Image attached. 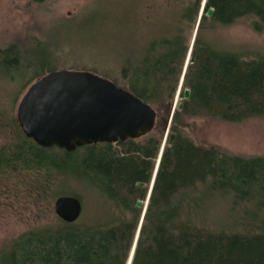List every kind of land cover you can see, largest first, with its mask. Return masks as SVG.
<instances>
[{"label":"trees","instance_id":"16d2710c","mask_svg":"<svg viewBox=\"0 0 264 264\" xmlns=\"http://www.w3.org/2000/svg\"><path fill=\"white\" fill-rule=\"evenodd\" d=\"M201 2L173 0L161 5L158 35L140 51L119 53L123 88L157 111L169 110L178 91ZM211 7L214 13L207 18ZM246 17L253 19L255 31H264V0H207L193 44L194 59L184 74L182 97L187 88L191 96L172 119L132 264H264V216L253 217L260 232L242 234L210 230L201 215L207 200L225 191L247 196L256 189L264 209V159H243L198 146L180 130L184 116L228 122L264 117V54L245 60L205 34ZM159 145L151 139L143 146L134 140L85 146L81 161L79 149L71 153L59 149L61 157L28 139L11 152L1 149L0 170L16 164L44 173L45 182L36 187L41 194L51 187L52 171L81 168L84 180L91 179L92 187L105 195V207L110 202L117 214L32 231L1 253L0 264H126L141 222L136 184L147 179ZM72 196L83 203L81 195Z\"/></svg>","mask_w":264,"mask_h":264},{"label":"rangeland","instance_id":"374dc122","mask_svg":"<svg viewBox=\"0 0 264 264\" xmlns=\"http://www.w3.org/2000/svg\"><path fill=\"white\" fill-rule=\"evenodd\" d=\"M169 1L173 0H46L41 3L0 0V150L11 152L23 140L27 141L22 139L24 134L16 123L17 109L27 89L47 73L54 70L90 71L123 88L119 53L123 56L134 50L140 51L158 35L161 5L164 7ZM252 24L253 19L246 17L234 25L218 26L206 32V38L225 50L238 52L245 60L255 59L264 54V31H255ZM197 27L198 21L185 66L193 62L190 54ZM9 48H12L10 53L2 55ZM182 79L181 83L184 82ZM181 83L170 109L156 110L159 117L154 130L134 140L140 146L151 139L160 142L156 157L150 160L152 173L144 204L139 209L141 216L148 208V197L168 145L172 119L175 112L181 110L177 108V103L184 100ZM182 123L181 133L198 146L214 147L224 154L243 159H264V117L228 122L204 115L184 116ZM114 148L120 151L118 146ZM49 149L61 157L64 155L57 148ZM78 149L81 161L86 149ZM61 171V174L51 172V187L41 194L36 187L45 182L43 172L25 165L20 169L16 164L0 170V255L25 234L44 227L61 226L64 221L54 210L59 196L81 195L83 214L80 220L91 222L96 216L116 213L110 202L105 207V195L92 187L91 179L84 180L81 168L64 167ZM256 192L252 189L245 196L243 192L225 191L207 200L201 210V215L207 218L206 226L216 232H260L253 217L264 216L259 203L263 198L260 199ZM201 215L198 216L203 218ZM138 232L139 228L134 242Z\"/></svg>","mask_w":264,"mask_h":264},{"label":"water","instance_id":"95a60500","mask_svg":"<svg viewBox=\"0 0 264 264\" xmlns=\"http://www.w3.org/2000/svg\"><path fill=\"white\" fill-rule=\"evenodd\" d=\"M206 3L204 0L198 23ZM213 13L211 7L206 16L211 17ZM193 59L192 53L190 60ZM186 68L187 65L184 72ZM190 96L191 90L186 89L183 98L188 100ZM177 104L182 109V103ZM174 110L175 107L171 109L172 116ZM157 119L158 113L150 104L90 71L47 73L27 89L17 109L20 129L27 138L41 148L57 147L69 153L95 144L140 139L154 130ZM174 139L173 134L170 142ZM136 206L141 208L142 201H137ZM54 210L64 222L74 223L82 216L83 204L78 197L62 195L56 199ZM144 216L145 213L143 219ZM137 240L126 264H132Z\"/></svg>","mask_w":264,"mask_h":264},{"label":"flooded vegetation","instance_id":"af4514ba","mask_svg":"<svg viewBox=\"0 0 264 264\" xmlns=\"http://www.w3.org/2000/svg\"><path fill=\"white\" fill-rule=\"evenodd\" d=\"M16 123H17V125L19 126V123H18V120H16ZM19 128H20V126H19ZM21 130V129H20ZM21 132H22V130H21ZM24 134V133H23ZM24 137L26 138V139H28V141H33L32 139H29V138H27L25 135H24ZM129 141V140H128ZM34 142V141H33ZM35 143V142H34ZM152 159H154V158H151L150 160H152ZM8 168H10V167H8ZM14 168V167H13ZM150 169H151V166H150ZM151 173H152V171L151 170H149L148 172H147V179L145 180V182H142V185L141 186H138V184H136V187H137V192L139 193V195L138 196H136V200L137 201H139V200H144V198L146 197V187L149 185V178L151 177ZM143 189V190H142ZM32 191V190H31ZM142 202H144V201H142Z\"/></svg>","mask_w":264,"mask_h":264},{"label":"bare ground","instance_id":"6f19581e","mask_svg":"<svg viewBox=\"0 0 264 264\" xmlns=\"http://www.w3.org/2000/svg\"><path fill=\"white\" fill-rule=\"evenodd\" d=\"M207 4V3H206ZM206 8V7H205ZM202 11V10H201ZM200 16V15H199ZM203 17V16H202ZM202 17H201V19H202ZM200 18V17H199ZM201 19H200V21H201ZM200 21H199V23H198V26H199V24H200ZM197 29H198V27H197ZM198 31V30H197ZM195 41V40H194ZM193 48V47H192ZM192 53H193V51H192ZM194 54V53H193ZM191 55V54H190ZM189 57V56H188ZM189 61V60H188ZM192 62V61H191ZM188 65V64H187ZM186 67V66H185ZM185 70V69H184ZM186 70H187V68H186ZM186 72V71H185ZM182 80H184V79H182ZM181 83V82H180ZM183 84V83H182ZM182 86V85H181ZM181 89V88H180ZM186 90V89H185ZM54 148V147H53ZM57 148V147H56ZM59 149V148H58ZM154 165V164H153ZM152 171V170H151ZM157 171V170H156ZM156 173V172H155ZM158 173V172H157ZM149 179H151V177L149 178ZM155 180V179H154ZM150 181V180H149ZM155 183V182H154ZM142 185V182H139L138 183V186H141ZM153 191V190H152ZM151 194L152 193H150L149 194V197H148V202H149V200H150V198H151ZM141 201V200H140ZM143 201V200H142ZM136 204H137V201H136ZM143 204H144V202H142V206H143ZM147 204V203H146ZM148 205V204H147ZM137 207V206H136ZM138 208V207H137ZM142 208V207H141ZM141 208H138V209H141ZM147 209L148 208H146V210H145V214H146V212H147ZM83 214V213H82ZM143 217V215L141 216V218ZM141 221L142 222H140V225H139V227H141V223H143V218L141 219ZM66 223V222H65ZM138 234V233H137ZM137 238V237H136Z\"/></svg>","mask_w":264,"mask_h":264}]
</instances>
